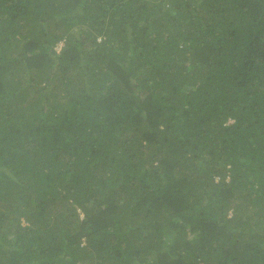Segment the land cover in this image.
Segmentation results:
<instances>
[{
	"label": "trees",
	"instance_id": "obj_1",
	"mask_svg": "<svg viewBox=\"0 0 264 264\" xmlns=\"http://www.w3.org/2000/svg\"><path fill=\"white\" fill-rule=\"evenodd\" d=\"M0 264H264V0H0Z\"/></svg>",
	"mask_w": 264,
	"mask_h": 264
},
{
	"label": "rangeland",
	"instance_id": "obj_2",
	"mask_svg": "<svg viewBox=\"0 0 264 264\" xmlns=\"http://www.w3.org/2000/svg\"><path fill=\"white\" fill-rule=\"evenodd\" d=\"M74 33H77V32H74ZM98 39H100V36H98ZM59 44H60V42H58V43L54 46V48L57 49V47H58Z\"/></svg>",
	"mask_w": 264,
	"mask_h": 264
},
{
	"label": "clouds",
	"instance_id": "obj_3",
	"mask_svg": "<svg viewBox=\"0 0 264 264\" xmlns=\"http://www.w3.org/2000/svg\"><path fill=\"white\" fill-rule=\"evenodd\" d=\"M59 48H60V44L58 45V47H57V49H56V50H59Z\"/></svg>",
	"mask_w": 264,
	"mask_h": 264
}]
</instances>
